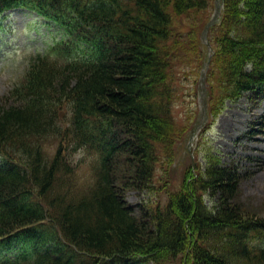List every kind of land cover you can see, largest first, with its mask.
<instances>
[{"label":"trees","instance_id":"obj_1","mask_svg":"<svg viewBox=\"0 0 264 264\" xmlns=\"http://www.w3.org/2000/svg\"><path fill=\"white\" fill-rule=\"evenodd\" d=\"M214 1L0 0V18L26 9L59 36L0 99V246L21 247L15 264H264V217L236 204L233 167L211 155L201 174L186 155L177 187L171 173L188 136L173 121L179 81L190 72L196 95ZM208 41L210 119L264 96V0H223ZM80 149L94 157L84 190ZM158 163L167 201L136 213L125 195L152 189Z\"/></svg>","mask_w":264,"mask_h":264},{"label":"rangeland","instance_id":"obj_2","mask_svg":"<svg viewBox=\"0 0 264 264\" xmlns=\"http://www.w3.org/2000/svg\"><path fill=\"white\" fill-rule=\"evenodd\" d=\"M3 25H6V31L0 33V99L22 80L28 60L45 51L56 34V30L48 28L42 19L24 10L12 11L3 20ZM192 79L190 72L180 77V98L174 104V127L178 132L185 128L189 134L186 153H179L176 166L171 171L174 187L179 185L180 170L184 165H179L181 159L186 160V155L190 154L193 163L203 174L208 157L212 155L223 165L233 167L240 175L236 204L242 210L264 217V96L257 100L249 95L237 102L227 100L214 119L207 116L201 125V93L199 90L195 92L196 95L192 93ZM43 148L52 155L56 143L51 139L44 140ZM93 159V155L84 149L70 155L71 164L75 167L72 181L78 190H84L93 182ZM160 163L153 177L152 189H129L125 195L127 203L133 206L136 213L138 205L148 207L151 202L167 201V189L162 187L164 170ZM203 201L208 209H213L217 203L216 198L206 193ZM1 255L0 264H10L9 261L16 259L13 253ZM164 264L182 262L181 258H177Z\"/></svg>","mask_w":264,"mask_h":264},{"label":"water","instance_id":"obj_3","mask_svg":"<svg viewBox=\"0 0 264 264\" xmlns=\"http://www.w3.org/2000/svg\"><path fill=\"white\" fill-rule=\"evenodd\" d=\"M221 6H222L221 0H215L214 14H213L211 20L209 21V23L205 26V28L201 34L202 42L208 46L209 51H211V48H210V45H209L208 40H207V33H208L209 28L211 26H213L218 21V18H219L220 12H221ZM210 59H211V55H209V61H210ZM209 61L206 63L205 66L208 65ZM204 80H205V70H202L201 78H200V87H199L201 90V104H202L201 119L202 120L207 119ZM62 116H63V113H60V117H62Z\"/></svg>","mask_w":264,"mask_h":264}]
</instances>
